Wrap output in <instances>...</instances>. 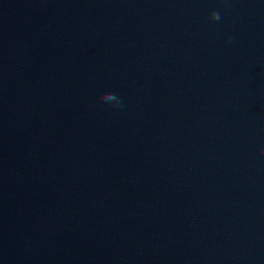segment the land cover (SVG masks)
<instances>
[{
  "label": "clouds",
  "instance_id": "clouds-1",
  "mask_svg": "<svg viewBox=\"0 0 264 264\" xmlns=\"http://www.w3.org/2000/svg\"><path fill=\"white\" fill-rule=\"evenodd\" d=\"M210 19L215 22H221L223 20V15L220 11H213L211 13ZM232 37H229V42H232ZM101 100L105 103L113 102V106L116 108H123L122 98L115 92H107L102 97Z\"/></svg>",
  "mask_w": 264,
  "mask_h": 264
}]
</instances>
